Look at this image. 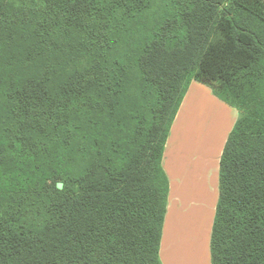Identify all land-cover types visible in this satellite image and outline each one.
<instances>
[{"label": "trees", "instance_id": "1", "mask_svg": "<svg viewBox=\"0 0 264 264\" xmlns=\"http://www.w3.org/2000/svg\"><path fill=\"white\" fill-rule=\"evenodd\" d=\"M193 80L239 111L212 264H264V0H0V264H163Z\"/></svg>", "mask_w": 264, "mask_h": 264}, {"label": "crops", "instance_id": "2", "mask_svg": "<svg viewBox=\"0 0 264 264\" xmlns=\"http://www.w3.org/2000/svg\"><path fill=\"white\" fill-rule=\"evenodd\" d=\"M238 118V109L210 87L190 83L162 158L170 183L160 246L163 264H212L220 161Z\"/></svg>", "mask_w": 264, "mask_h": 264}]
</instances>
